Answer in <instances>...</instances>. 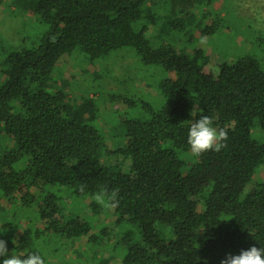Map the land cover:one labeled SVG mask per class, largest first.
Wrapping results in <instances>:
<instances>
[{"label":"trees","instance_id":"16d2710c","mask_svg":"<svg viewBox=\"0 0 264 264\" xmlns=\"http://www.w3.org/2000/svg\"><path fill=\"white\" fill-rule=\"evenodd\" d=\"M12 3L37 30L28 45L0 49V226L14 224L1 214L2 200L17 211L34 209L42 226H25L8 241L11 252H38L47 264L36 241L43 235L106 240L119 264H220L226 254L264 248V181L247 188L264 164V141L251 133L264 130V68L254 56L238 55L213 75L204 71L201 46H177L175 34L214 32L212 24L201 28L211 0ZM119 49L133 50L164 76L158 105L118 95L131 111L116 121L124 142L109 147L97 100L86 93L74 99L69 83L52 75L64 58L92 65ZM203 115L229 138L220 152L193 158L187 134ZM103 187L119 191L111 212L93 199ZM63 192L93 213H109L116 241H108L106 226L94 232L90 219L64 214Z\"/></svg>","mask_w":264,"mask_h":264},{"label":"rangeland","instance_id":"374dc122","mask_svg":"<svg viewBox=\"0 0 264 264\" xmlns=\"http://www.w3.org/2000/svg\"><path fill=\"white\" fill-rule=\"evenodd\" d=\"M12 1L0 0V49L17 47L22 42L23 45H28L37 30L31 22L28 23V14L15 8ZM198 12L201 15L199 10ZM203 12L201 28L210 24L215 26L213 33L201 36L207 38L206 43L201 44V37L197 38L195 34L175 35L176 39L181 40H178L177 46H187V51L194 46H201L204 49L208 56V62L204 67L206 73L216 74L223 61L231 60L238 55H252L264 68V0H211ZM187 41L188 43H184ZM52 76L53 78L56 76L58 81L69 83L70 93L74 99L86 93L97 100L99 109L97 123L104 133L107 145L114 147L124 142L119 140L121 127L116 123L119 118L125 116L122 112L124 104L118 95L126 93L127 97H138V101L157 104L159 95L156 84L164 76V72L158 67L141 64L139 56L133 50L119 49L111 53L105 62L92 65L74 55L64 58L55 65ZM130 111L128 108L124 113L130 114ZM251 133L254 138L264 141V130L254 127ZM1 141L5 148L10 147L11 141L8 138L3 137ZM105 162L104 157L102 163ZM124 162L126 166L128 161ZM261 180L264 181V164L257 169L247 188L254 187ZM62 199L64 214L74 212L82 219H90L94 232L102 225L106 226L108 241H116L114 235L116 229L109 213L101 210L93 213L86 209V202H78L65 192ZM2 205L5 209L1 214L5 213L14 224H9L6 228L0 226V239L7 243L15 239L16 242L25 226L41 228L34 209L17 211L5 200H2ZM15 212L16 214H13ZM1 223L2 221L0 225ZM36 241L45 251L47 264H119L120 253H117L111 244L106 243V240L100 245H92L83 238L66 240L43 235ZM8 250L11 253L9 247ZM2 259L0 257V260Z\"/></svg>","mask_w":264,"mask_h":264},{"label":"clouds","instance_id":"9594fccd","mask_svg":"<svg viewBox=\"0 0 264 264\" xmlns=\"http://www.w3.org/2000/svg\"><path fill=\"white\" fill-rule=\"evenodd\" d=\"M206 39V37H201L200 43H206ZM228 138V131L225 128L214 127L213 119L203 115L190 125L187 144L191 156L199 158L208 151L220 152L226 147ZM86 187L81 184L80 191L83 192ZM93 199L107 212L115 210L120 204L119 191L117 189L109 190L107 187L98 190ZM12 243H15V239ZM0 257L3 258L0 264H45V259L38 252L9 253L7 242L2 239H0ZM220 264H264V248L253 246L247 250H241L238 255L226 254Z\"/></svg>","mask_w":264,"mask_h":264}]
</instances>
